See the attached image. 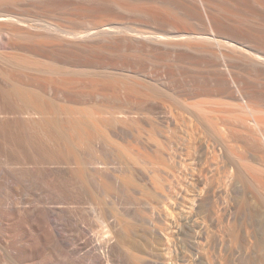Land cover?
I'll list each match as a JSON object with an SVG mask.
<instances>
[{"label":"bare ground","instance_id":"obj_1","mask_svg":"<svg viewBox=\"0 0 264 264\" xmlns=\"http://www.w3.org/2000/svg\"><path fill=\"white\" fill-rule=\"evenodd\" d=\"M188 3L201 9L199 28L160 31L166 46L213 54L227 67L230 50L264 68L262 43L216 25L214 13L226 5ZM231 3L239 11H264V0ZM14 19L0 11V39L9 35L2 22ZM10 55H0V63L38 69ZM4 70L0 66V74ZM9 80L0 82L12 94L4 97L9 112L0 122V264H170L171 247L178 242L172 224L183 245L179 264H264L263 104L236 96L244 116L233 120L220 107L181 102L196 114L204 136L200 129L189 131L177 180L159 189L154 163L141 156L125 161L109 148L73 140L70 123L75 127L77 120L51 113L37 84ZM37 122L44 126L36 131Z\"/></svg>","mask_w":264,"mask_h":264},{"label":"rangeland","instance_id":"obj_2","mask_svg":"<svg viewBox=\"0 0 264 264\" xmlns=\"http://www.w3.org/2000/svg\"><path fill=\"white\" fill-rule=\"evenodd\" d=\"M217 1L212 6L226 5L221 12L224 16L228 11L236 13L224 17L215 12L219 28L264 45L263 9L257 7L250 13L242 7L244 13L233 0ZM196 7L187 0H0V11L16 17L1 24L9 35L0 39V52L38 65V69H21L1 62L5 70L0 82L10 83L11 76L24 84H37L40 99L51 113L77 120L75 127L70 123L73 140L109 148L125 161L135 162L134 157L141 156L154 163L160 170L156 182L162 189L178 178L189 131L194 127L204 136L196 114L185 110L181 102L220 107L233 120L244 116L236 96L243 94L264 105V68L230 50L226 51L233 58L227 67L217 64L213 54L170 48L160 38V31L173 26L197 28L201 9ZM8 89L0 88L1 123V114L9 112L4 102L5 95H12H7ZM45 92L51 95L43 96ZM43 126L42 122L32 124L36 131ZM172 225L174 242H178L171 247L170 264H179L177 251L183 245L178 227Z\"/></svg>","mask_w":264,"mask_h":264}]
</instances>
